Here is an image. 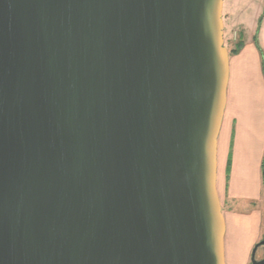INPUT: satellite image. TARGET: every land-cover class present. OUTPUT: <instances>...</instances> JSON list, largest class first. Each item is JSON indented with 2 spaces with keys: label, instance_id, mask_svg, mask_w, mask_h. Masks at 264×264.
Returning a JSON list of instances; mask_svg holds the SVG:
<instances>
[{
  "label": "water",
  "instance_id": "1",
  "mask_svg": "<svg viewBox=\"0 0 264 264\" xmlns=\"http://www.w3.org/2000/svg\"><path fill=\"white\" fill-rule=\"evenodd\" d=\"M223 5L0 0V264H225Z\"/></svg>",
  "mask_w": 264,
  "mask_h": 264
},
{
  "label": "crops",
  "instance_id": "2",
  "mask_svg": "<svg viewBox=\"0 0 264 264\" xmlns=\"http://www.w3.org/2000/svg\"><path fill=\"white\" fill-rule=\"evenodd\" d=\"M236 9L224 0V29H239L234 46L244 42L230 54L218 135L217 191L226 225L225 264H250L264 225V24L256 33V26L252 30L253 23L249 25ZM260 248L258 260L264 257V247Z\"/></svg>",
  "mask_w": 264,
  "mask_h": 264
},
{
  "label": "rangeland",
  "instance_id": "3",
  "mask_svg": "<svg viewBox=\"0 0 264 264\" xmlns=\"http://www.w3.org/2000/svg\"><path fill=\"white\" fill-rule=\"evenodd\" d=\"M234 7L236 6V13H241V15L249 22V25L253 23L251 29L256 26L255 32L258 33L260 31V26L264 24V0H230ZM236 30V31H235ZM234 31L229 32V28L224 29V39L225 45L228 49H232L234 47L235 42L239 37V29L236 28ZM262 39V32H261ZM264 237V225H263V235ZM256 245V244H255ZM255 247V246H254ZM263 245H260L255 252V259L261 253V248ZM254 250V249H253Z\"/></svg>",
  "mask_w": 264,
  "mask_h": 264
},
{
  "label": "trees",
  "instance_id": "4",
  "mask_svg": "<svg viewBox=\"0 0 264 264\" xmlns=\"http://www.w3.org/2000/svg\"><path fill=\"white\" fill-rule=\"evenodd\" d=\"M243 42H244L243 40H239L236 43V45L232 49L229 50L230 54H235L236 52H238L240 47L243 45Z\"/></svg>",
  "mask_w": 264,
  "mask_h": 264
},
{
  "label": "flooded vegetation",
  "instance_id": "5",
  "mask_svg": "<svg viewBox=\"0 0 264 264\" xmlns=\"http://www.w3.org/2000/svg\"><path fill=\"white\" fill-rule=\"evenodd\" d=\"M260 246V245H259ZM263 247H264V245H263Z\"/></svg>",
  "mask_w": 264,
  "mask_h": 264
}]
</instances>
